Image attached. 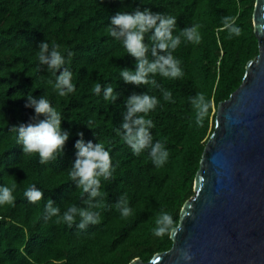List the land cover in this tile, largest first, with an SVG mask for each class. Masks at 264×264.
<instances>
[{"label": "trees", "instance_id": "obj_1", "mask_svg": "<svg viewBox=\"0 0 264 264\" xmlns=\"http://www.w3.org/2000/svg\"><path fill=\"white\" fill-rule=\"evenodd\" d=\"M256 0H0V183H15V206L0 207V264H129L148 262L172 247V239L154 237L152 228L161 210L179 221L182 207L194 195L196 173L215 127L216 108L241 85L247 63L259 54L254 32ZM147 7L173 15L177 28L198 24L199 44H181L173 55L184 75L175 80L156 76L158 87L135 86L119 77L121 68L134 67V58L108 34L109 18L117 11ZM234 16L239 37L223 31L221 17ZM59 45L65 66L73 73L75 91L58 96L50 85L54 76L37 60L39 42ZM71 53V55H69ZM56 74H59V70ZM101 84V94L92 89ZM118 93L103 99V86ZM161 89L171 90L174 103L164 101ZM147 91L159 104L148 114L154 122L153 143L169 152L157 168L145 149L133 155L116 134L122 123L124 100ZM46 96L61 113V128L69 133L61 155L44 165L35 154H24L15 143L13 125L31 122L25 107L28 94ZM203 94L209 110L200 126L188 97ZM42 118V117H41ZM103 142L110 151L114 172L101 181L97 198L99 223L79 229L59 217L45 218L44 205L52 199L62 212L80 204L81 190L67 170L75 159V141ZM10 177L13 180H10ZM35 184L42 191L36 203L23 193ZM127 196L132 214L121 217L114 208Z\"/></svg>", "mask_w": 264, "mask_h": 264}, {"label": "clouds", "instance_id": "obj_2", "mask_svg": "<svg viewBox=\"0 0 264 264\" xmlns=\"http://www.w3.org/2000/svg\"><path fill=\"white\" fill-rule=\"evenodd\" d=\"M176 19L173 15L154 12L147 7L143 10L137 7L132 11H117L109 18L108 34L122 45L125 53L134 58L133 68L124 67L119 71V77L124 83L153 88L158 87L156 76L175 80L184 75L181 61L173 52L182 39L186 43L199 44L200 26L192 24L174 34L177 28ZM221 24V30L227 31L230 38L241 35V28L236 24L234 16L221 17ZM37 60L40 65H47V69L54 76L47 84L58 96L64 97L75 91L73 73L65 66V57L59 50V45L53 43L50 46L46 40L39 42ZM58 70L59 74H56ZM101 89V84L96 83L92 92L100 95ZM160 91L164 101L174 103L171 90ZM102 95L105 101L114 102L118 93L112 86L105 85ZM188 102L195 111V124L200 126L206 118L209 103L201 93L189 96ZM158 104L157 96L150 95L147 91L133 92L124 100L123 120L116 129V134L131 149L133 155H139L148 149L147 155L157 168L162 167L169 157V152L161 141L156 140L153 143L150 131L155 125L153 120L148 118V114ZM24 106L32 108L34 116L31 122L13 125L11 132L14 134L15 143L22 147V152L35 154L39 164L44 165L62 154L69 133L62 130L61 113L46 96L35 97L29 93ZM77 135L81 138L75 141V159L67 170V175L76 188L81 190L80 204H69L61 214L59 205L48 199L44 212L46 219L59 217L68 227L76 223L77 228L85 229L89 225L99 223V213L94 209L98 206L97 198L104 195L100 190L101 181H109L112 178L114 165L110 151L103 142H85L82 132ZM10 180L13 179L10 177ZM15 186L14 182L0 183V207L15 206ZM23 195L29 203H36L41 199L42 191L32 184L25 189ZM113 206L121 217L132 214L128 198L124 194L118 197ZM181 229L180 221L175 220L167 211L161 210L154 221L152 235L174 239ZM178 259L187 264L192 256L185 249L180 251Z\"/></svg>", "mask_w": 264, "mask_h": 264}, {"label": "water", "instance_id": "obj_3", "mask_svg": "<svg viewBox=\"0 0 264 264\" xmlns=\"http://www.w3.org/2000/svg\"><path fill=\"white\" fill-rule=\"evenodd\" d=\"M259 54L241 85L216 108L194 195L182 207L172 247L129 264H264V0H256Z\"/></svg>", "mask_w": 264, "mask_h": 264}]
</instances>
